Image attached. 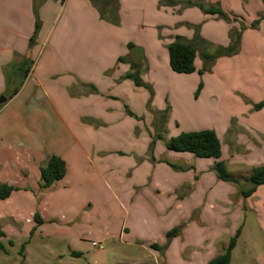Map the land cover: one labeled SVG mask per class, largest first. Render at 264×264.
<instances>
[{
    "label": "crops",
    "instance_id": "1",
    "mask_svg": "<svg viewBox=\"0 0 264 264\" xmlns=\"http://www.w3.org/2000/svg\"><path fill=\"white\" fill-rule=\"evenodd\" d=\"M118 4L125 24L128 22L134 29L132 33H125V24L115 27L100 20L92 0H0V97L7 99L0 104V185L15 188L9 198L0 199V223L10 219V224H17L20 218L26 217L34 230L35 223L38 224L36 214L42 221L62 215L72 224L80 216L98 213L114 217L119 226L97 231L94 238L133 239L132 242L142 243L153 251V245H166L167 234L186 223L191 213L201 207V218L206 224L208 204L213 200L225 203L228 195L236 191L212 172L214 159L179 153L171 154L170 158L177 159L176 162H168L163 155H156L153 165L143 161L132 170L131 163L121 159L124 155L115 154L123 152L119 146L94 143L92 136L99 134H91L88 122H108L120 115L109 96L113 95L118 81L123 82L118 95L125 94V87L133 86V99L145 101L146 96L140 92L147 88L137 87L133 80L126 79L127 75L142 72L143 81L151 87L158 85L159 73L163 71L173 78L168 46L177 37L186 42L193 40L195 30L190 26L208 16L197 7L177 14L178 8L164 6L163 0H118ZM35 7L42 23L37 35ZM99 31L111 40L122 41V54H116L115 50L84 51L51 45L54 37L59 41H80L83 33L88 40L97 39ZM134 36L136 43L131 42ZM200 37L195 65L204 74L183 75H190V80L199 86L203 84L201 99L194 109L199 119L210 121L214 114L215 121L205 126L193 124L190 131L215 130L228 170L235 168V178L243 180L246 175L247 181L249 169L264 165V108L254 111L257 104L228 98L220 82L226 79L227 67L218 63L210 65V60L204 57V53L209 54L204 45L208 39L203 34ZM242 41L240 53L247 50L251 56L246 65L236 66L254 69L259 76V62L252 56L257 52L264 57V26L258 31L248 29ZM130 45H133L131 49L136 45L137 54L135 51L131 54ZM104 56H109L112 64L99 65L98 60L103 63ZM36 57L38 61L33 64ZM121 58L124 61L120 62ZM28 61L32 65L25 76L22 67ZM116 63L117 76L109 74ZM212 71L218 72L219 81L215 75L217 90L211 91L205 104L202 98L210 90L206 78ZM190 80L184 82L187 87ZM179 88L185 86L180 87V82H176L178 92ZM15 89L18 93L11 97ZM215 97L217 103L212 100ZM52 156L66 162L67 174L62 181L42 189L41 167ZM258 196L264 199V187L252 198ZM221 220L219 233L211 236L206 234L205 224L201 227L188 224L185 247L189 246L190 238L197 248L209 237L215 241L226 228L225 218ZM179 240L180 237L173 238L165 251L168 262L176 259L172 251L180 246ZM209 248L202 253L197 251L191 258L197 255L200 264H208L215 258L213 254L208 256L214 250V243ZM253 264H264V256L257 257Z\"/></svg>",
    "mask_w": 264,
    "mask_h": 264
},
{
    "label": "rangeland",
    "instance_id": "2",
    "mask_svg": "<svg viewBox=\"0 0 264 264\" xmlns=\"http://www.w3.org/2000/svg\"><path fill=\"white\" fill-rule=\"evenodd\" d=\"M190 2L198 5L197 8L200 10V5H204L206 8L214 5L221 6L226 13V17L206 14L208 16L205 20L197 22V24H194L195 26L190 27L194 30L196 28L199 34H203L208 39V42H211V44L208 42L204 44L205 50L213 56V61H209L210 65L215 64L214 66H216V63L219 66L226 65V81L220 82L224 84L228 98L234 100L242 99V101H247L251 104L263 103L264 57L257 52L252 56V58L256 56V61L259 62L261 71L259 76L253 71L254 69L246 66L241 68L236 66V64L246 65L245 62L251 56L247 50L240 53L243 34L248 29L258 31L261 26H264V0H181L170 6H176L178 9L175 12L181 15L184 10L193 8L190 6ZM168 3V0H165L164 6ZM116 5L118 8L115 9L111 6L104 9L96 8V10L99 13L100 20L115 27H122L125 24V19L121 15L120 4L116 3ZM114 14L117 16L116 21L111 22L110 20H112ZM109 16L110 18H108ZM39 22L41 23L40 20ZM256 22L257 24L254 25ZM41 28L42 23L40 24ZM100 28L101 26L98 27V29ZM133 31V27L126 22L125 33H132ZM101 32L99 31L100 36L93 40L86 39L87 35L85 33H83L80 41L78 39L77 41L75 39L70 41L62 39L59 41L57 37H54L51 45L65 49L76 47L84 51L87 49L115 50L116 54H122L124 51L122 41L111 40L106 35L102 36ZM57 33H59V30ZM132 38L131 42L136 43L135 36ZM32 41L34 42V40ZM136 48V45L133 49L130 48L131 54L134 51L137 54ZM131 54L129 57H133ZM37 58H35L33 64L37 63ZM102 59L103 63L98 60L99 65L112 64L109 56H104ZM116 68L117 63L109 74L117 76L119 70H116ZM132 73H139L141 78H143L144 73L142 72L133 71ZM171 73L174 75L173 78L166 71L159 73L160 81H157V86L154 84L155 87L141 90L140 93H144L146 96L145 101L143 99L140 101L133 99L131 92L134 90L133 86H130L132 87L131 89L125 87V94L118 95L119 86L123 83L118 81L113 95L109 96H111L110 99L112 103L114 102L113 105L120 115L108 122L101 120L88 122L91 127L89 128L91 134L95 132L99 134L92 136L94 143L119 146L117 148L123 152H116L115 154L124 155L121 159L129 161L132 170L137 169L143 161L153 165L156 155H163L162 158H167L168 162H176L177 159L170 157H173L171 154H179V152L167 149V144L171 138L183 132H191L193 124L205 126L208 122L215 121L214 114L210 116V121H208V119H199V114L194 110L198 105L197 100L201 99L203 88L199 91V85L195 84L192 79L190 80V75ZM210 75L208 78L210 81L206 78L210 90L207 89L202 98L205 104L210 99L209 94L211 91L217 90L214 83L218 84L219 81L218 72L214 73L212 71ZM215 75L218 81L213 80ZM150 78L155 77L150 75ZM187 79L190 80L188 87L184 84ZM176 82H180V87L185 86V88H179L178 92ZM194 87L196 88L193 90L192 88ZM101 90L103 89L101 88ZM198 91L200 93L197 95ZM105 94L108 95L107 92ZM213 99L216 103L218 102L217 97ZM254 111L259 110L254 109ZM122 126H124V129ZM106 129L109 130L107 131ZM163 151L166 152L163 154ZM169 165L171 166L170 163ZM212 172L216 174L213 169ZM229 173L234 175L233 178H235V168H229ZM244 178H242L243 180L236 178L238 180L236 183L228 182L226 186L231 187L233 192H236L228 195L227 202L222 203L221 201L213 200L208 204L209 213L206 217V224L201 218L203 207L193 211L186 223L180 224L183 228H181L179 235L176 236L180 237V246L174 247L172 253L176 255V259L171 258L170 262L167 261L165 251L162 252V249L153 248V252L143 246L142 243L132 242L133 239H120L117 236L107 240L94 238L93 236L97 234V231H103L110 226L116 229L119 226V224H116L114 217L94 213L83 218L80 216L72 224L66 221V217L58 215L53 220H44L41 225L35 223L34 230V227L27 222L26 217L20 218L17 224H10V219L4 220L0 223V232L3 233V236L0 237V243L5 247L4 250H0V264H200L201 260L197 255L194 259L193 257L191 258L192 254L197 251L202 253L204 249L207 251V249H210L209 246L214 243V250L208 253V256H211V254H213V257L222 255L230 243V238L236 234L240 227H243V232L237 247L233 251L231 264H253L257 257L264 256V199L260 196L252 198L254 195L247 199L242 196L241 191L251 187V182L249 180L246 181V175H244ZM224 218L226 220V228L224 227L221 230V236L215 237V241L206 235L209 237L208 240H205L197 248L193 247L195 244L190 238L188 239L189 246L185 247L184 235L188 224H196L200 227L201 224H205L204 227L208 228L206 234L211 236V233L216 235L219 233V225L222 221L221 219ZM110 232L113 231L110 230ZM115 234L119 236V232ZM80 235L85 238L79 239ZM201 236L202 234H199V237ZM12 241L13 243H11ZM94 242L99 246H103L104 250L94 247ZM24 244L25 250L22 254ZM158 246L162 247L163 245L158 244ZM76 253H80V255L76 256Z\"/></svg>",
    "mask_w": 264,
    "mask_h": 264
},
{
    "label": "trees",
    "instance_id": "3",
    "mask_svg": "<svg viewBox=\"0 0 264 264\" xmlns=\"http://www.w3.org/2000/svg\"><path fill=\"white\" fill-rule=\"evenodd\" d=\"M94 5L97 6L99 9L109 8L113 6V9L118 8L116 3L118 0H92ZM165 1V0H163ZM168 5H175V1L168 0ZM190 6L198 7V5L190 2ZM201 10L205 14L211 15H219L222 17H226V13L223 11L221 6H211L206 8L204 5L199 6ZM35 15H36V35L40 30V22L38 16L37 7L34 8ZM111 11V10H110ZM111 16V14H110ZM110 16L108 18H110ZM105 17V16H104ZM117 16L114 14V17L111 22H115ZM257 24L254 23V25ZM200 34L199 31L195 28V35L193 40L190 42L184 41L181 37H177L176 40L168 46L169 52V59H170V67L171 69L178 74H194L198 72L200 75H203L204 72L197 69L195 65L196 57H197V47L200 41ZM133 45H130L132 48ZM204 57L210 61H213V56L204 53ZM124 61L123 58L120 59V62ZM32 62L28 61L27 64L22 67L24 70V75L28 76L31 70ZM127 78L133 80L137 87H144L150 89L151 86L146 84L143 79L141 78L139 73H129ZM203 84L201 83L199 86V91L202 90ZM197 92V95L200 92ZM153 92V91H152ZM18 93V89H15L13 93L10 95L13 97ZM264 108V102L255 105L256 110H261ZM167 149L179 152V153H190L197 158L203 159H214L215 164L213 167V171L216 173L217 178L220 181L229 182V183H236L238 180L233 178L229 173L227 163L222 159V143L221 140L216 133L215 130H202V131H194V132H183L180 135L171 138L170 142L167 144ZM171 166L175 169L176 167L171 164ZM67 174V166L66 162L57 156L50 157L44 165L41 167V188L48 189L53 186L56 182L62 181ZM249 182H251V187L246 190H242L241 194L244 198H250L253 196L260 187H264V165L254 167L250 170V177ZM15 191V188L9 187L7 185H0V199L6 200L9 198L12 193ZM35 220L38 224H42L43 221L40 215H35ZM180 227H176L171 230L167 234V243L166 245L159 247L158 245H154L153 248L155 249H162V252L166 251L176 236L179 235L181 232ZM243 232V227H240L236 234L231 238L230 243L225 250V252L212 259L208 264H231L233 258V251L238 245L239 238L241 237ZM33 234V232H32ZM3 236V233L0 232V237ZM13 243V241L11 242ZM5 247L3 244L0 243V250H4ZM25 250V244L22 247V254Z\"/></svg>",
    "mask_w": 264,
    "mask_h": 264
},
{
    "label": "built area",
    "instance_id": "4",
    "mask_svg": "<svg viewBox=\"0 0 264 264\" xmlns=\"http://www.w3.org/2000/svg\"><path fill=\"white\" fill-rule=\"evenodd\" d=\"M93 246H94V247H98V248H99L100 250H102V251L104 250V247H103V246H99V245H98L97 243H95V242L93 243Z\"/></svg>",
    "mask_w": 264,
    "mask_h": 264
},
{
    "label": "water",
    "instance_id": "5",
    "mask_svg": "<svg viewBox=\"0 0 264 264\" xmlns=\"http://www.w3.org/2000/svg\"><path fill=\"white\" fill-rule=\"evenodd\" d=\"M7 101L6 97H1L0 98V104H4Z\"/></svg>",
    "mask_w": 264,
    "mask_h": 264
}]
</instances>
